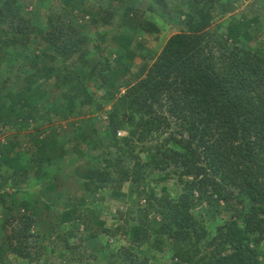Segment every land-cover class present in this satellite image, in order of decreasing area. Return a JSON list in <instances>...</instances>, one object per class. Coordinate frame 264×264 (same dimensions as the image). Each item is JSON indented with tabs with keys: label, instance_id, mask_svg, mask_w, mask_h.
<instances>
[{
	"label": "trees",
	"instance_id": "obj_1",
	"mask_svg": "<svg viewBox=\"0 0 264 264\" xmlns=\"http://www.w3.org/2000/svg\"><path fill=\"white\" fill-rule=\"evenodd\" d=\"M157 2L162 4V0ZM227 7H231L228 0H187L184 9H176L183 17L177 22L180 30L168 38L145 76L127 85L120 99L115 98L112 86L120 75H113L112 61L101 53L100 47L92 45L77 24L65 23L57 16L47 17L46 29L40 37L49 49L34 55L31 63L34 79L27 81L34 87L29 86L28 94L20 101H15L16 97L9 92L11 101L2 123L14 129L11 124L16 122L17 128L26 130L38 123L27 98L47 82L60 93L63 103L57 104L56 114L47 113L42 118L84 120L93 111H103L105 123L100 128H95L94 119L91 127L85 124L88 120L81 122L85 129L83 137L89 141L85 150L90 148L99 154L79 158L74 157L73 151L68 152L73 155L72 160L51 173L53 163H58L55 158H63L65 153L57 145V136L51 141L35 138L33 145L40 148L39 155L32 158L34 166L29 169L33 179H26L29 171L25 169L1 170V158L5 159L6 152L1 145L0 191L8 184L15 187L26 181L42 194L44 204L52 208V197H64L74 182L91 191L111 186L119 191L126 182L143 183L148 173L171 167L183 185L182 191L176 200L164 194L160 198L148 197L146 207L139 206L140 222L153 213L160 223L153 234L145 225H135V242L150 240L154 251L167 248L170 264H261L259 253L251 244L259 243L264 236V49L247 43L252 39L250 30L243 28L252 22L248 18L231 23L225 32L228 37L217 26L210 29ZM101 21L107 28L113 24L110 16ZM139 27L144 33L157 32L149 22ZM36 28L25 15L23 0H0V51L7 46H29ZM91 50L95 51L92 57ZM117 59L123 64L122 56ZM123 67V73L128 72L126 65ZM84 70L94 93L105 90L96 101L89 97V87L81 73ZM163 108L167 115L161 112ZM133 118L135 122L125 126ZM171 120L177 124L178 135L186 134V138L177 139L174 134L159 140L173 123ZM120 129L126 130L125 137H117ZM100 133L109 143L105 145ZM137 149L149 151L147 161L137 155ZM84 160L91 161V167L87 168L88 175L80 176L76 169ZM96 163L100 166H93ZM57 175L61 178L56 179ZM235 190L251 201L248 210L238 215L243 229L236 226L235 220L217 227L215 236L207 241L204 213L195 215L191 208L204 206L205 213L216 217L219 202L229 201ZM53 191L57 193L50 198ZM132 204L138 206V200ZM69 212L70 208L63 211L67 215ZM130 212L127 210L128 215ZM15 220L19 227L3 229L0 264H9L10 254L24 261L40 260L43 248L32 240L35 238L31 232L32 218L18 210L12 221ZM7 224L5 221L3 226L6 228ZM75 229L78 227L73 228L74 232ZM104 232L112 238L116 231L104 229ZM64 246L67 253L59 256L63 263L82 262L79 245ZM228 249L231 252L225 254ZM107 254L104 252L101 259L108 264H154L124 247Z\"/></svg>",
	"mask_w": 264,
	"mask_h": 264
},
{
	"label": "rangeland",
	"instance_id": "obj_2",
	"mask_svg": "<svg viewBox=\"0 0 264 264\" xmlns=\"http://www.w3.org/2000/svg\"><path fill=\"white\" fill-rule=\"evenodd\" d=\"M132 1L137 3V7H139L134 8L135 11L131 14L133 27L136 30H140L139 24L150 20L154 27L158 26L161 30V32L159 30V32L155 33L151 31L143 32L144 35L141 33L136 34L134 41L140 43V46H135V42L133 45L128 42V46L123 44L124 41L120 39L121 34L118 32L120 27L118 26V29L112 31L104 27V23L101 21L104 17H107V19L109 16L112 17L115 7H120L119 5L122 0L118 5L106 0H78V3L73 0H23L25 15L31 19V23L35 28L36 26L39 27L36 28V35L33 36L29 46H7L0 51V146L4 145V150L6 151L4 154L5 159L1 158V170L3 172L10 171L12 168L18 169V171H23L24 169L29 171L34 166L32 158L38 157L40 149L33 145L35 138L51 141V139L57 136L58 142L62 139L64 147H60H62L65 155L63 154V158L60 159L55 158L58 163H53L50 168L51 173L55 172L56 169L66 166L72 160L70 158H73V155L68 154V152L73 151L74 157L79 158L83 156L86 158L90 156L91 158L99 154L98 151L90 148L85 150V146H88L87 142L89 141L83 137L85 129L82 128L81 122L88 120L85 124L91 127L94 119L95 128H100L101 124L105 123L103 111H93V114L90 113L87 117H83L84 120L78 117L64 121H53L42 118L47 113L56 114V111H58L56 108L57 104L63 103L60 93L54 91L47 82H44V85H41V89H37L34 94H29L27 98L28 105L32 104L35 119H39L38 123L31 124L26 130L17 128L16 122H13L14 124L10 123L14 125L13 129L9 128L10 125H4L2 120L11 101V98H8V95L10 96L9 92L14 94V98L16 97L15 101H20L21 98L28 94V87L31 85L27 81L34 79L31 66L33 57L38 51L49 49V46L40 37L46 29L45 23L49 16H57L65 23L77 24L79 31L89 37L91 44L99 46L101 53L112 61L111 72L113 75L114 73L120 75L112 82L115 98L120 99L124 95L128 84L142 79L168 38L180 30L177 22L181 21L183 17H176L174 14L169 15L166 13L165 10L169 7L166 9L163 3H158L161 6L160 8L158 6L155 8V4L153 3L154 8L150 10V4H147V0ZM165 1L166 5L170 7L173 4L175 7H179L177 0ZM228 2L231 7L226 8L224 15L218 16L210 29H216L217 26L218 31L224 34L231 23L236 24L239 19L243 17L248 18L252 22L247 23L243 28L250 30L252 39L247 41V43L253 47L255 45L262 46L264 49V0H228ZM182 8L184 9L185 7ZM167 17L174 18V24L176 25L171 27V21ZM94 20L96 23L92 22ZM108 31H110V34H108ZM104 35H106V38H104ZM225 35L228 37L226 33ZM91 51L90 57L95 55V51ZM121 56L128 72L123 73V64L117 59ZM81 73L85 79V85L89 87V97L92 96L94 101H96V97L101 98L105 90L101 89L97 94L94 93L93 87L90 85L91 82H88V77L85 78L86 71H81ZM8 80H12V82H8ZM34 82L36 83L37 80ZM31 87L33 88L34 84ZM92 107L93 105L90 107V110ZM110 107L111 105L107 106L108 109ZM161 112L166 114L164 108ZM91 119L92 121H90ZM171 121L173 123L165 130V134L159 140L174 134L177 139L181 137L186 138V134L178 135L177 124L173 120ZM133 122H135L134 118L127 121L125 126L130 127ZM53 131L55 132L53 133ZM119 132L121 134L118 135L117 133V137L126 136L125 129H120ZM100 135L105 145L109 143L102 133ZM89 139H91V136ZM8 141L15 144H9L7 143ZM58 151L59 148H56V152ZM137 152V155L144 162L150 157L148 150L141 152L137 149ZM89 162L91 161L84 160L77 167L76 171L80 176L88 175L89 171H87V168L91 167ZM93 166L99 167L100 165L96 163ZM30 174L29 171L26 179H33L32 176L30 177ZM58 178H61L60 175L56 176V179ZM35 181H39V178L35 179ZM187 187L188 184L184 183V188ZM182 188V183L178 182L174 169L170 167V169L165 171L156 170L148 173L143 183L132 184L126 182L119 191H116L112 186L91 191L87 188L79 187V184L74 182L69 185L68 193L64 197L56 199L52 197L53 195H50V198L52 197L51 208L50 205L44 204L45 201L42 194L28 185L26 181H22L15 187L8 184L5 189L0 191L1 196H4L0 198V239L3 236V229L9 231L12 227H19L17 220L12 221L19 210L21 214L26 213L32 218L33 225L31 232L35 236L32 240L35 239L38 246L43 249L40 260L30 259L29 261H24L10 254L7 256L9 264H108L106 260L102 261L101 259L105 257L104 252H107V255H109L111 252L115 253L121 247L130 250L136 256L148 258L150 263L170 264V252L167 248H164L162 251L159 249L154 251L150 240L148 242H140L139 244L135 242V225H145L149 233L153 234L159 226V217L156 214L150 213L146 221L141 219L142 222H140L139 206L141 208L146 207L148 197L160 198L164 194H168L170 199L176 200ZM36 189H38L37 186ZM56 190L59 192L60 188L58 187ZM232 195L233 197L229 198V201L219 202L220 208L216 217H210L205 213L203 211L204 206L200 205L191 208V211L195 215L204 213L202 214L203 222L207 225L209 233L207 241L215 236L217 227L226 223L236 220V226L243 229L244 224L242 219L238 220V215L240 213L244 214L248 210L251 201L244 196H239L238 190H235ZM136 200H138V206L132 204V201ZM69 208L70 212L68 215L67 213H63L64 209L68 211ZM129 209L131 212L128 215L127 210ZM5 221L8 223L6 228L5 225L3 226ZM76 226L78 230L75 229L76 231L74 232L73 228ZM104 229L116 231L115 235L112 238H108ZM251 239H254V237ZM65 243L69 246L79 245L78 254L81 255V263H63L62 258L59 256H64L67 253L64 246ZM251 247L257 250L259 253L258 259L261 264H264V236L259 243L251 244ZM230 252L231 250L228 249L225 251V254H229Z\"/></svg>",
	"mask_w": 264,
	"mask_h": 264
},
{
	"label": "crops",
	"instance_id": "obj_3",
	"mask_svg": "<svg viewBox=\"0 0 264 264\" xmlns=\"http://www.w3.org/2000/svg\"><path fill=\"white\" fill-rule=\"evenodd\" d=\"M73 1L78 3V0H73ZM106 1L112 2L113 4L115 3L117 5L121 2V0H106ZM157 1H159V0H147V4H150V8H149L150 10H152V8H154V4H155V8H157L156 6H158L159 8L161 7ZM177 1L179 2V7H175V5L174 4L172 5L169 1V3L172 6L170 7L168 5H165L166 9H167V7H169L167 10H165V12L168 13L169 15L174 14V15H176V17H180L179 13H177L176 8L178 10L183 9L182 7H185L187 5V0H177ZM162 3H164L163 0H162ZM165 3H166V1H165ZM119 6L120 7H115V11L113 12L112 17H111L113 24L109 28L111 30L114 29L112 31H115L116 29H118L117 27L119 26L120 28H119L118 32H119V34H121V39L125 42L124 44L128 46V42H129L131 45H133V43L135 42L134 36L138 33L143 34V31L136 30V28L133 27V25H134L132 22L133 19H131L132 18L131 14H132V12L135 11L134 8H139V7H137L138 6L137 3H134L132 0H124V1L122 0L121 4ZM112 8H114V7H112ZM79 14H81V13H79ZM167 18H168V20L171 21V25H170L171 27H173V25L174 26L176 25V24H174V21H175L174 18H170V17H167ZM148 22L152 24V21L148 20ZM154 28H155V30H157V32H159L160 28L158 26L154 27ZM109 32L110 31H108V34H110ZM160 32H161V30H160ZM153 33H155V32H153ZM141 34H139V35H141ZM134 44H135V46H140L139 45L140 43H138V42H135ZM43 85L44 84H42V86ZM57 145L59 147L63 146L62 139L59 140ZM54 193L55 192L53 191V193L49 194V195H53Z\"/></svg>",
	"mask_w": 264,
	"mask_h": 264
},
{
	"label": "built area",
	"instance_id": "obj_4",
	"mask_svg": "<svg viewBox=\"0 0 264 264\" xmlns=\"http://www.w3.org/2000/svg\"><path fill=\"white\" fill-rule=\"evenodd\" d=\"M121 134V132H118V135H120Z\"/></svg>",
	"mask_w": 264,
	"mask_h": 264
}]
</instances>
